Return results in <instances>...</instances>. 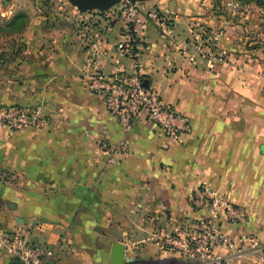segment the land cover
<instances>
[{"label":"crops","instance_id":"1","mask_svg":"<svg viewBox=\"0 0 264 264\" xmlns=\"http://www.w3.org/2000/svg\"><path fill=\"white\" fill-rule=\"evenodd\" d=\"M136 2L164 17L134 25L139 71L189 130L177 142L141 114L124 131L90 90L88 77L108 74L115 62L134 71L117 49L123 20L90 24L101 48L95 60L68 23L38 30L31 21L14 52L0 56V105L37 108L45 124L0 127V232L39 248L37 264H111L115 242L123 264H264L249 248L200 257L165 238L208 215L191 203L206 182L248 216L220 217L219 230L256 234L264 244L263 34L247 49L245 25L236 34L240 25L214 14L208 0ZM119 140L127 150L109 162L103 145ZM0 264L21 263L0 245Z\"/></svg>","mask_w":264,"mask_h":264},{"label":"built area","instance_id":"2","mask_svg":"<svg viewBox=\"0 0 264 264\" xmlns=\"http://www.w3.org/2000/svg\"><path fill=\"white\" fill-rule=\"evenodd\" d=\"M232 10L238 8V1L230 2ZM129 16L124 34V40L117 43V49L126 53L132 60L134 71L128 73L115 62L108 74L95 72L88 77L90 90L103 98L108 111L114 115L124 131L131 128L132 121L144 114L146 119L159 127L170 139L180 142L189 130L187 118L178 112L171 104L164 103L158 91L143 78L137 62L138 49L135 35L136 23H163L164 17L155 8H145L135 5L127 9ZM145 21V22H144ZM132 23V29L128 27ZM85 24V22H84ZM83 25V24H82ZM87 31L86 24L84 27ZM82 29V28H81ZM83 30V29H82ZM80 33L89 50V57L95 60L101 55L99 41L90 33ZM215 39L218 35H214ZM43 119L36 110L9 107L0 110V126L21 129L44 125ZM103 149L108 153V161L126 152L127 145L119 140L105 143ZM191 203L197 209H205L207 216L194 219L184 234L178 231L177 236H165L167 244L186 255L213 257L218 247L224 246L228 253L238 254L245 248L251 249L260 259H264V244L256 234L245 236H230L219 230L216 219L223 217L232 222H242L248 219L242 208L232 203L226 196L218 194L206 182H202ZM0 245L7 246L19 259L21 264H37L43 252L37 247L29 246L19 236L10 232H0Z\"/></svg>","mask_w":264,"mask_h":264},{"label":"rangeland","instance_id":"3","mask_svg":"<svg viewBox=\"0 0 264 264\" xmlns=\"http://www.w3.org/2000/svg\"><path fill=\"white\" fill-rule=\"evenodd\" d=\"M136 1L120 0L107 10L91 9L81 11L71 0H0V56H3L7 50L14 52L16 40L19 39V35L23 33L31 21L35 22L34 25L38 27V30L46 25L56 26L68 23L67 25L70 26L68 28L73 33L76 32L77 35H80L81 31H86L83 28L86 24L87 31L91 34L92 31L91 29L89 30V27L92 28L90 24L93 22H96L95 25L103 24L101 28L107 29L109 25L112 26L115 21H120L121 19L125 26L127 24L126 22H130L128 21L127 9L139 5ZM208 1L210 2L209 8L214 14H222L226 20H232L236 25H240L232 30H235L236 34H243L244 30V35L249 38L245 44L247 49H251L254 46L253 44H248L251 41V36L257 34L261 36L263 34L264 37V0H251L249 2L238 1V8L235 11L227 5V2H235V0ZM109 13L111 15H108ZM241 25H245L243 30L241 29ZM128 27L132 29V23H128ZM9 107L36 110L43 119V122H45L44 116L37 108L18 105H0V110ZM8 129L18 130L14 128Z\"/></svg>","mask_w":264,"mask_h":264},{"label":"water","instance_id":"4","mask_svg":"<svg viewBox=\"0 0 264 264\" xmlns=\"http://www.w3.org/2000/svg\"><path fill=\"white\" fill-rule=\"evenodd\" d=\"M72 3L76 4L81 11L98 9V10H107L112 7L114 4L118 3L120 0H71ZM134 2L136 0H129ZM239 2H249L251 0H237ZM110 263L111 264H123L125 262L124 249L122 244L115 242L111 249L110 254Z\"/></svg>","mask_w":264,"mask_h":264}]
</instances>
